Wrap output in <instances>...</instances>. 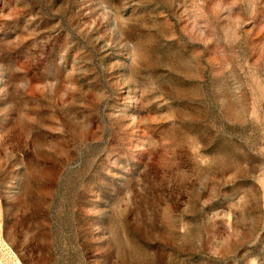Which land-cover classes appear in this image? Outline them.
I'll return each mask as SVG.
<instances>
[{
	"label": "rangeland",
	"instance_id": "374dc122",
	"mask_svg": "<svg viewBox=\"0 0 264 264\" xmlns=\"http://www.w3.org/2000/svg\"><path fill=\"white\" fill-rule=\"evenodd\" d=\"M0 264H264V0H0Z\"/></svg>",
	"mask_w": 264,
	"mask_h": 264
}]
</instances>
